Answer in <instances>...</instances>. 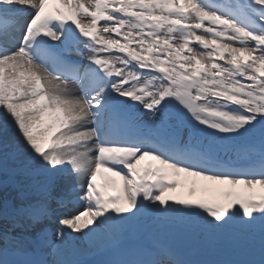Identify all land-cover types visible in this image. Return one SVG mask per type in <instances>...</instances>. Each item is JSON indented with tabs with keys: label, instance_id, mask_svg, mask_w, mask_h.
I'll use <instances>...</instances> for the list:
<instances>
[{
	"label": "snow or ice",
	"instance_id": "1",
	"mask_svg": "<svg viewBox=\"0 0 264 264\" xmlns=\"http://www.w3.org/2000/svg\"><path fill=\"white\" fill-rule=\"evenodd\" d=\"M0 177V264H264V0H0Z\"/></svg>",
	"mask_w": 264,
	"mask_h": 264
},
{
	"label": "bare ground",
	"instance_id": "2",
	"mask_svg": "<svg viewBox=\"0 0 264 264\" xmlns=\"http://www.w3.org/2000/svg\"><path fill=\"white\" fill-rule=\"evenodd\" d=\"M8 188H11V187H8ZM8 188H7V193H4V192H1L0 191V195H8V196H12L13 195V192H15V190H9L8 191ZM0 190H2V189H0ZM75 207H80L79 205H77V206H75ZM100 239V242H104L105 243V240H104V237L103 236H97L96 238H95V241L96 240H99ZM95 249H97V247H95Z\"/></svg>",
	"mask_w": 264,
	"mask_h": 264
},
{
	"label": "rangeland",
	"instance_id": "3",
	"mask_svg": "<svg viewBox=\"0 0 264 264\" xmlns=\"http://www.w3.org/2000/svg\"><path fill=\"white\" fill-rule=\"evenodd\" d=\"M3 178V177H2ZM1 192H4V193H7V191H5V190H0ZM171 239L173 240V241H176L175 243H177L178 241L179 242H181L182 243V241H180L181 240V238H179V237H171ZM176 239V240H175ZM185 243H182V246L184 245ZM179 247H180V245H179Z\"/></svg>",
	"mask_w": 264,
	"mask_h": 264
}]
</instances>
